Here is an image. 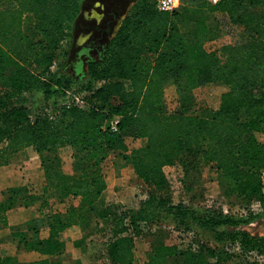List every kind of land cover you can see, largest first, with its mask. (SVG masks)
<instances>
[{"label":"trees","instance_id":"trees-1","mask_svg":"<svg viewBox=\"0 0 264 264\" xmlns=\"http://www.w3.org/2000/svg\"><path fill=\"white\" fill-rule=\"evenodd\" d=\"M82 2L11 0V5L0 7V166L23 147L47 153L41 162L39 190L22 184L1 191L0 222L5 225L6 211L18 200L36 204L38 215L29 221L32 236L24 231L9 234L17 247L40 254L26 264H65L51 258L65 249L61 232L87 228L94 213L109 217L108 236L101 238L106 231L97 222L76 244L86 239L91 243L102 235L91 250H103L106 264L133 263L138 230L152 235L142 264H169L173 256L180 258L179 264H225L251 251L264 255V235L241 227L264 215V0L195 1L172 11L157 9L152 0H135L103 58L88 61L79 85L87 94L80 102L66 99L73 77L61 69ZM208 15L226 16L247 33L246 39L206 49L205 41L217 31ZM169 82L180 86L173 111L164 102ZM209 84L220 87L216 103L201 98L191 111L188 89ZM35 92L55 109L35 112L29 104ZM115 115L118 128L111 130L105 123ZM127 136L144 141L131 150L130 159L145 183V197L131 212L107 205L99 209L106 189L100 163L110 152L126 150ZM63 146L72 149L71 171L62 167L56 154ZM194 152L220 171L221 194L242 195L251 204L258 201L259 208L235 217L218 207L193 205L181 193H173L164 166ZM50 198L68 202L64 211L55 210ZM40 219L45 234L33 224ZM173 231H193L197 240L198 233L208 231L214 244L201 240L196 249L180 248L167 242ZM71 262L80 264L78 259ZM0 264L20 262L14 255L1 254Z\"/></svg>","mask_w":264,"mask_h":264},{"label":"rangeland","instance_id":"rangeland-1","mask_svg":"<svg viewBox=\"0 0 264 264\" xmlns=\"http://www.w3.org/2000/svg\"><path fill=\"white\" fill-rule=\"evenodd\" d=\"M111 3L110 0H85L82 12L72 25L71 35L66 43L68 45V55L61 69L64 73L73 77L67 83L69 89L66 99L69 101L76 100V98L82 99L87 94L79 86L80 81H84L85 79L87 63L92 58L102 57L105 53L110 38L109 35H111L109 32ZM183 3L190 5L196 2L194 0H184ZM9 5H11V0H0L1 8ZM207 20L209 24L217 27L214 37L206 40L204 43V46L208 50L218 49L227 44H239L246 39L247 33L238 29L226 16L219 15L217 17L208 15ZM27 31H31V28L28 27ZM59 61L61 62V59L57 60V62ZM179 87L174 82H169L165 85L164 102L168 111L175 110L179 104ZM182 89L186 90L185 88ZM188 90L193 99L192 108H190L192 111L196 108L201 98H207L211 103H216L220 87L209 84L201 87L195 86ZM2 97L3 92L0 90V101ZM29 104L35 112L38 109L43 110L46 108L47 111L55 109L51 101L50 103H46L39 92H35ZM125 141L127 144L126 150L110 152L100 163L101 173L106 182L107 190L103 202L98 204L99 209H103L107 205L112 209L131 212L138 208L140 201L145 197V183L137 177L130 159L131 150L142 145L144 141L137 136H127ZM56 154L62 160V167L66 171H71L72 149L69 146H63ZM46 155L47 153L44 155L38 154L31 146L23 147L11 154L8 164L0 166V198L2 197L1 191L7 186L27 184L33 190H39L43 182L41 162ZM163 169L167 183L171 185L174 193H181L182 197L193 205L200 207L210 205L221 208L220 203H222L229 208V213L234 216L242 214L246 217L249 211H252L253 203L251 204L250 200L246 197L237 194L226 197L221 194L218 185L220 171L214 164L205 161L200 152H194L185 156L181 161L172 165H166ZM18 201L19 205L24 207V210L21 212V217L17 218L16 221H21L22 223L27 219L25 221V226L28 229L26 236L31 237L33 232L29 227L33 225H29V221L37 217H33L37 213L36 204L32 202L26 203L22 199ZM50 202L55 210L60 211H64L68 204V202H57L55 198H50ZM254 212L258 213L260 211ZM108 218H99L94 213L91 215L87 228L77 229L71 227L61 232L60 238L65 243V249L60 253L52 255L51 258L62 260L65 264H72L71 261L73 259L80 260V264H106V254L103 250H91L93 245H98V239L102 235L94 236L93 242L88 244L86 242L87 239L79 246H77L76 241L82 235H86L97 222L106 231L103 234L104 236L101 237L105 240V236H108L110 228V219ZM263 218L264 215L249 223H243L241 227L253 234L264 235V229L255 228L257 221ZM164 223L167 225L171 224L168 219H165ZM33 224L41 229V234L46 233V228H44L45 223L42 219ZM6 233L0 230L1 239L6 238L16 245V241L12 237H9V232ZM198 234L200 240H197L196 237H193L188 232L173 231L168 237L167 242L177 243L180 248L188 247L194 243L199 245L201 240H203V243L214 244L213 234H210L208 231H201ZM151 241L152 235L150 232L138 230L135 233L133 238L134 255L132 264H142L147 259ZM22 248L26 251H35L27 250L23 246ZM36 252H26L29 254L26 257L35 260L40 257V254ZM168 261L169 264H179L180 258L173 256ZM245 261L242 258H237V260L230 261L227 264H244Z\"/></svg>","mask_w":264,"mask_h":264},{"label":"crops","instance_id":"crops-1","mask_svg":"<svg viewBox=\"0 0 264 264\" xmlns=\"http://www.w3.org/2000/svg\"><path fill=\"white\" fill-rule=\"evenodd\" d=\"M110 1L112 3H111V11H110V16H109L110 17V19H109L110 31L109 32L111 33V35H109L110 36L109 42L112 39V37L115 35L119 25L122 22L123 17L125 16V14L127 12V10L130 8V6L132 5V3L135 0H110ZM84 2H85V0H83V2H82L80 13L82 12V9H83V6H84ZM104 54H103V56H104ZM103 56L99 57V58H92L91 60H99V59H102ZM91 60H89V61H91ZM106 190H107V188L103 191V193L101 194V196H100L98 201L103 202V200H104L103 198H104V196L106 194ZM22 210H24V207L20 206L19 204L15 205V206H12L10 209H8L6 211L7 223L5 225V224L0 222V230L4 231L5 234H7L6 232H9L8 234H10V232H14V231L27 232L28 229L25 226L26 225L25 221L27 219H25V221H23L22 223H21V221H16L17 218L21 217ZM35 216H37V213H35L33 215V217H35ZM1 238H2V235H0V255L1 254L14 255V256L17 257V259L20 262V264H26V263H28V262L33 260V259H28L26 257L27 255H29L26 252H35V251H26V250H24L22 248V246L21 247H17L14 243L11 242V240L8 241L6 238H4V239H1ZM16 249H18V250H16ZM36 253L38 254V252H36ZM237 258L238 259L242 258L243 261L248 259V257L246 255H243L241 257L232 258L231 262L234 261V260H237ZM225 264H227V263H225Z\"/></svg>","mask_w":264,"mask_h":264},{"label":"built area","instance_id":"built-area-1","mask_svg":"<svg viewBox=\"0 0 264 264\" xmlns=\"http://www.w3.org/2000/svg\"><path fill=\"white\" fill-rule=\"evenodd\" d=\"M152 1L154 2L157 9L162 10V11H172L174 9L179 8L183 4L184 0H152ZM194 1L216 3L220 0H194ZM76 101L81 102V99L76 98ZM118 122H119V116L115 115L112 118H110L109 120H107L105 125H107L111 130H117ZM173 193H174V191H173ZM220 205H221V208H222L224 213H229V208L226 207L225 204L220 203ZM252 205H253L252 209H258L260 206L258 201L253 202ZM207 206H210V205H207ZM188 233H190L193 237H196V235L194 234L193 231H190ZM197 247H198V245H196L195 243L191 245V248H193V249H196ZM245 255L248 257L247 260H254L255 259V260L259 261V264H264V255H259L253 251L248 252Z\"/></svg>","mask_w":264,"mask_h":264},{"label":"water","instance_id":"water-1","mask_svg":"<svg viewBox=\"0 0 264 264\" xmlns=\"http://www.w3.org/2000/svg\"><path fill=\"white\" fill-rule=\"evenodd\" d=\"M255 228H257V229H259V228L264 229V218L257 221V224H256Z\"/></svg>","mask_w":264,"mask_h":264}]
</instances>
